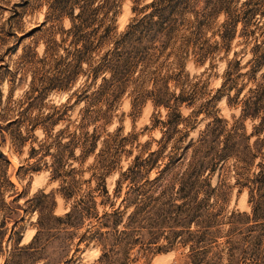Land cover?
<instances>
[{
	"label": "rangeland",
	"instance_id": "obj_1",
	"mask_svg": "<svg viewBox=\"0 0 264 264\" xmlns=\"http://www.w3.org/2000/svg\"><path fill=\"white\" fill-rule=\"evenodd\" d=\"M110 1L0 0V126L5 130L4 137L0 134V151L8 161L6 176L13 184L5 191L0 219L9 210L18 217L14 228L11 222L0 227V231H4L0 234V264H264V132L245 142L249 154H256L247 165L232 157L225 160V168L235 166L237 172H242L238 183L232 171L226 173L216 168L210 185L213 187L225 181V188L218 200L208 201L211 217H196L195 224L190 225L187 224L190 217L182 215L181 235L177 241L167 245L162 239L151 241L145 229L137 231L134 225L130 227L136 230L132 231L131 238H138L139 242L124 249L114 244L110 231L98 240L91 236L97 229H108L98 226L97 220L85 211L90 204L86 192L96 184L92 176L95 172H104V183L109 192L115 187L116 180L121 187L118 199H110L103 206L96 205L100 215L102 210H108L109 203L114 202V208L120 205L127 186H131L132 196H138L135 189L142 186L143 178L152 180L156 176L165 159L154 163L155 156H149V153L159 146L165 147L160 154L162 157L171 146L196 143L216 118L222 120V125L226 123V127L235 124L239 133L250 134L259 119L242 114L240 100L253 82L260 80L264 68L260 66L250 73L254 65V45L263 44L258 33L259 28L264 27V0H116L114 29L111 31L114 38L149 13L153 16L148 21L158 24L169 19V23L178 28L165 53H175L179 47L187 50L185 58L175 65L171 56L167 64H172L166 69L169 68L168 73L180 70L178 80L182 90L174 88L173 81L169 90L174 97H185L183 101L171 99L165 108L153 104L151 96L144 93L139 96V91L129 85L109 107L104 101L106 96L95 104H86L78 95H88L99 79L84 85L85 76L80 71L67 83L73 65L69 64L70 59L63 49H54V42L68 47V41L61 43L60 38L70 27L69 15L80 14L74 22L82 23L83 28L89 26L84 30H90L96 27ZM243 10L241 21L230 23L226 18V12L235 16ZM167 25L163 23V26ZM141 28L138 27L126 40L124 47L118 45L117 50L131 49L136 44L140 51L150 45L158 46L162 37L149 41L152 31L146 35ZM139 36L141 39L136 40ZM80 68L83 70L84 65ZM244 73L253 76L254 81L245 79ZM150 85L149 82L144 84L142 91H148ZM62 105L67 111L60 121L53 126L41 123L52 107ZM107 108L106 117L94 124L99 126L97 133L101 135L94 152L82 163L72 161L69 167H63V170L73 167V173L79 179L75 196L64 199L61 195L64 183L48 166L49 157L38 160L39 153L37 150L32 152L31 148L38 149L42 142L43 126L53 135L68 120L77 123L83 113L81 122H90L84 129L91 132L93 119ZM167 119L169 125L162 126L160 121ZM106 134H111L113 141L107 144L104 154L95 157L104 148L102 139ZM202 137L209 138L208 135ZM177 138L183 141H177ZM78 153L76 150L74 155ZM146 157L149 160L142 162ZM95 159L105 164L102 171L94 168ZM134 163L137 166L127 173L126 169ZM246 177H255V180L252 184L242 185ZM251 186L255 188L253 194H250ZM248 192L253 202H258L255 214L251 213ZM11 198L15 201L8 203ZM45 199L53 201L55 215H62L71 207L79 211V206H83L84 218L79 220L78 214H73L70 221L77 224L76 227L65 223L54 225L50 221L51 225L41 228L32 242L37 229V213L31 205ZM78 200L83 204L78 206ZM130 211L129 207L122 221ZM208 222H211L210 226ZM12 229L16 233L11 235ZM151 230L164 234L168 227Z\"/></svg>",
	"mask_w": 264,
	"mask_h": 264
},
{
	"label": "trees",
	"instance_id": "obj_2",
	"mask_svg": "<svg viewBox=\"0 0 264 264\" xmlns=\"http://www.w3.org/2000/svg\"><path fill=\"white\" fill-rule=\"evenodd\" d=\"M115 5L116 0L107 2L106 10L102 13L100 19L97 20L96 27L90 30H84L89 26L83 28L82 23L74 22V20L80 18V14L77 13L73 16H68L70 27L63 31L64 36L60 38L61 43L68 41V47L64 48L62 44L54 42V49H63L66 52V57L70 59L69 64L73 65V68L69 72L70 78H68L67 83H70L80 71L85 76L84 85L88 83V86L99 79L97 86L88 95L85 93L78 95V98L83 99L86 104H95L97 101L102 100L100 99L101 97L106 96L107 98L104 101H107L106 104L109 107L129 85H132L135 91H139V93L137 92L139 96H142L143 93L151 96L153 104L165 108L168 107L169 101L173 98L175 101H183L185 96L177 95L174 97V93L169 90L172 81L174 88L182 90L181 83L178 80L180 70L174 73H168L169 68L166 69L167 66L172 64H167L171 56L174 58L173 63L175 65L179 64L181 59L185 58L184 55L187 50H181L179 47L176 50L178 49L177 52L179 51L180 54L177 52L173 53V51L165 53L171 44V40L176 37L174 32L178 28L172 26L169 23V19L163 21L164 24L168 23L167 26H163V23L157 24L155 21H148L153 16L152 13H149L143 16V19L138 21V23L129 25L125 32L118 35V38H114L111 35V31L114 29L112 23L115 15ZM244 12L245 10L239 14H234L235 16L226 12L225 15L230 23H236L240 20V14H244ZM251 12L256 13L255 11ZM140 26L143 29L141 32H145L146 35L152 31L148 36L149 41L153 42L158 37H162L158 46L150 45L149 47H145V49H148L144 50L142 48L140 51L139 44H136L131 49L117 50L118 45L125 46L126 40ZM259 29L258 37H261L260 41L263 44L258 43L254 45L252 52V62L254 65L251 67L250 73H253L260 66L264 67V27H260ZM140 39V36L136 38V40ZM82 64L84 65L83 70L80 68ZM176 70H178L177 67ZM246 74L248 73H244V76ZM253 78V76H245V79L249 82L254 81ZM147 82L151 84V88L148 91H142L143 85ZM240 102L242 114L251 119H259V123L253 127L250 134L245 135L239 133L235 124L226 127V123L222 125V120L216 118L214 123L210 124V129L206 131L207 134L203 131L200 135L201 139L196 141V143H187L185 146L178 145L177 147L171 146L170 150L162 157L160 154H162L165 147L164 145L159 146L156 151L149 153V156H155L152 160L154 163H157L158 160L165 159L161 165V169L157 171L156 176L152 180L143 178L142 186H138L135 189L138 196H132L131 186H127L128 189L124 192L125 196L121 199L122 203L120 202V205L115 208L114 202L109 203V207L107 205L108 210H102L100 215L96 211V205L100 204L103 206L110 199H113V201L118 199L121 187L116 180L115 187L109 192L104 183V172H97V174L95 172L92 176L93 178L95 177L96 184L86 192L90 196V204L86 210L83 206H79V203L83 204L82 200L76 201L80 209L79 211H75L71 207L69 211L62 215H55L53 213V201L50 199L35 202L31 205L37 213L35 221L37 229L32 238V242L37 239L41 228H47L51 225L49 223L50 221L54 225L65 223L69 227H76L77 224L71 222L70 219L75 212L78 214L76 217L79 220L83 219V210L87 211L86 213H88L89 217L97 220L98 226L108 228L105 231L97 229L91 236L93 235L95 237L94 239L98 240L110 231L114 244L121 249L139 242L138 238H131L134 234L132 231H136L130 229L133 225L137 231L145 229L151 241L162 239L166 245L177 241L181 235L179 227L181 225L180 218L182 215H184V218L187 216L190 217L187 222L190 225L195 224L196 217H211L212 212L208 210L210 206L208 205V201L218 200L225 188V181H220L213 187L210 185L209 180L216 168L226 173L232 171L236 183H238L242 172H237L235 166H232L230 169L225 168V160L232 157L234 161L247 165L256 156V154H249L245 142L252 136L264 132V68L260 75V80H256L255 83L253 82V86L248 88ZM66 111L67 108L64 105L61 107H52L51 111L42 117L41 123H49V125L53 126L64 117ZM106 111H108V108L104 112H101L97 116L98 118L95 117L93 119V125L95 121L106 117ZM82 119L83 113L77 123L68 120V123L53 135L43 126L42 131L44 137L42 142L38 145V149L31 148L32 152L37 150V153H39L38 160L49 157L48 166L56 172L58 177L62 178V182L64 183V192L61 193L64 199L75 196L77 193L76 184L79 179L73 173L75 172L73 167L66 170H63V167H69L72 161L81 163L85 161L94 152L97 142L101 137L97 133L99 126L94 125L91 132H88L84 128L90 122L82 124ZM160 122L162 126L166 127L170 121L167 119ZM214 124L216 126H213ZM0 134L2 137L5 136V130L1 126ZM205 134L209 136L208 140H206L207 138L203 139L202 136H206ZM219 138L221 140L218 142ZM180 140L183 141L177 138V141ZM112 141V135L106 134V137L102 139L104 148L95 157L104 154L107 150V144ZM217 142L220 146L219 148ZM76 150L79 152L77 156L74 155ZM95 160L96 165L94 168L97 167L98 170L102 171L105 164L99 163V159ZM146 160L148 161L149 158L146 157L142 162H146ZM7 162L5 155L0 151V207L5 206L4 194L7 191V187H13V184L6 176ZM132 166L126 169L127 173L130 174L133 168L137 166V163H134ZM127 173H124V176L128 178ZM254 180L255 177H246L242 185H245L244 183L252 184ZM254 189L253 186L250 194H253ZM43 196L47 198L46 195ZM248 196V201L251 203V213L255 214V208H257L258 202H253V197L249 195V192ZM97 198L100 199L99 202L96 201ZM14 201V198L8 199V203ZM15 207L21 210L23 209L20 206ZM129 207L131 211L126 214L125 220L122 221V216ZM14 214L13 210L4 212L0 219V227H3L7 222H11L12 228H14L18 219V217L15 218L13 216ZM245 216L248 217L246 214ZM208 223L210 226L211 222ZM118 227L120 228L118 229ZM158 227H168L167 233L158 234L156 232L158 230H151ZM11 231V235L16 233L13 229ZM3 232L0 231V234H4ZM127 238H129L128 241H126ZM17 240L18 238L16 242ZM19 248L23 250L25 247ZM158 249L160 250L161 248L158 247Z\"/></svg>",
	"mask_w": 264,
	"mask_h": 264
}]
</instances>
